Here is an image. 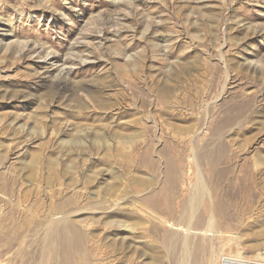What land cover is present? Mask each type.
<instances>
[{
  "label": "rangeland",
  "instance_id": "374dc122",
  "mask_svg": "<svg viewBox=\"0 0 264 264\" xmlns=\"http://www.w3.org/2000/svg\"><path fill=\"white\" fill-rule=\"evenodd\" d=\"M224 257L264 264V0H0V264Z\"/></svg>",
  "mask_w": 264,
  "mask_h": 264
},
{
  "label": "bare ground",
  "instance_id": "6f19581e",
  "mask_svg": "<svg viewBox=\"0 0 264 264\" xmlns=\"http://www.w3.org/2000/svg\"><path fill=\"white\" fill-rule=\"evenodd\" d=\"M200 189L205 190V186L203 183H200ZM200 202V196H194L192 200V204L190 202L185 205L184 210L187 213L186 223H190L192 220V214L194 213L195 209L197 208V204ZM226 260V259H225ZM221 263V262H220ZM221 264H226L225 261H223Z\"/></svg>",
  "mask_w": 264,
  "mask_h": 264
},
{
  "label": "built area",
  "instance_id": "2783aa9c",
  "mask_svg": "<svg viewBox=\"0 0 264 264\" xmlns=\"http://www.w3.org/2000/svg\"><path fill=\"white\" fill-rule=\"evenodd\" d=\"M222 260L225 261L226 264H258L256 262H247V260L244 259H232L228 257H224Z\"/></svg>",
  "mask_w": 264,
  "mask_h": 264
}]
</instances>
